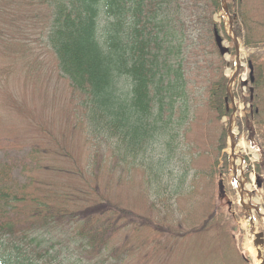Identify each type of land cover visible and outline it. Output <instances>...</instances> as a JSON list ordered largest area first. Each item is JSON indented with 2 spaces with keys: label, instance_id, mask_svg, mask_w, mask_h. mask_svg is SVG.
Wrapping results in <instances>:
<instances>
[{
  "label": "trees",
  "instance_id": "1",
  "mask_svg": "<svg viewBox=\"0 0 264 264\" xmlns=\"http://www.w3.org/2000/svg\"><path fill=\"white\" fill-rule=\"evenodd\" d=\"M234 1H238L237 11L233 12L235 22L240 20L247 32L242 36L238 25L237 35L245 46L264 45V35L250 33V12L242 8V0ZM46 2L47 44L59 72L78 94L80 114L88 125L86 135L106 143L111 156L120 161L133 167L144 164L149 171L144 177L146 196L151 200L148 213L143 214L114 203L107 189L100 193L92 188L90 199L79 203L68 192L38 186L34 176L18 183L12 166L17 164L0 162V264H124L131 252L144 246L131 245L129 235L115 243L122 230L136 233L145 229L151 240L166 235L167 247L191 231L226 229L227 218L221 215L215 195L206 203L201 199V188L193 185L185 202L189 210L179 208L178 216L170 212L185 194L176 185L171 191L162 176L172 168L164 166L155 172L154 162L144 163L142 156L147 145L155 142V134L160 133L168 151L163 154L168 161L171 159L169 149L174 140L171 143L169 139L178 136L191 117L182 66L188 27H195L192 17L209 11L205 20L208 29L213 30L211 15L220 11V0ZM185 12H189L188 23ZM250 61L253 92L248 118L261 127L264 137V55H250ZM212 72L216 76L209 81L208 106L219 118L228 115L224 103L227 79L218 69ZM225 138L223 130L217 154L226 147ZM227 163V154L223 153L221 166L217 168L215 159L209 174L226 172ZM26 169L23 167L21 173L30 174ZM89 171L90 163L86 174ZM76 174L82 181L79 191L84 193L90 184L79 168ZM180 174L182 179L184 174ZM197 198L198 207H206L201 214L190 206ZM190 226L193 229H186Z\"/></svg>",
  "mask_w": 264,
  "mask_h": 264
},
{
  "label": "rangeland",
  "instance_id": "2",
  "mask_svg": "<svg viewBox=\"0 0 264 264\" xmlns=\"http://www.w3.org/2000/svg\"><path fill=\"white\" fill-rule=\"evenodd\" d=\"M226 1L229 12H236L238 1ZM242 8L250 12V33L264 35V0H242ZM209 13L200 11L192 17L196 20L195 27L189 25L185 37L187 47L182 66L191 117L185 121L178 136L170 137L169 141L174 142L169 149V161L163 154L168 151L160 133L155 134V142L147 145L142 156L144 163L154 162L155 169H150L155 172L164 166L172 168L162 176L171 191L176 185L185 198L176 201L170 212L178 216L181 213L179 208L189 210L185 205L187 193L196 186L201 188V199L206 203L215 195L221 215L227 218L224 219L226 229L219 232L209 228L191 231L167 247L166 235L151 240L145 229L136 233L122 230L120 237L114 239L115 243L129 235L131 245L144 246V249L140 247L131 252L124 264H263L264 242H255L258 240L256 233L264 232V220L252 209L243 207L241 203L246 202V194L241 196L237 181L250 191L252 204L264 213V137L261 127L248 118L251 112L248 85L242 82L248 79L250 55H264V45L245 46L239 37L242 66L237 78L230 83L237 106L232 125L236 160L232 164L228 136L225 149L219 154L215 150L220 134L223 130L226 132L229 116L217 118L210 109L208 85L210 78L216 76L213 69H218L229 80L236 69V54L229 35L228 16L223 10L213 13V30H210L205 20ZM184 16L188 23L189 12ZM48 17L46 0H0V162L17 164L12 166L18 183L34 176L37 184L40 183L38 186L68 192L79 203L90 199L92 188L100 193L107 189L111 200L120 207L147 214L151 198L146 196L144 177L149 171L145 170L144 164L133 167L117 156H111L106 143L86 135L88 125L80 114L78 94L59 72L56 57L47 44ZM238 25L243 36L247 33L243 23L234 21V29ZM217 36L221 54L215 43ZM223 153L228 156L227 171L221 172L223 175L218 171L215 175L209 174L215 159L219 169ZM88 163L90 171L86 174ZM23 167L30 174H22ZM76 168L83 172L90 184V189L84 193L79 191L82 181ZM181 172L184 174L182 179ZM204 176L210 180L202 178ZM220 180L222 193L218 196ZM199 200L197 198L190 204L192 210L199 211L197 214L206 208L204 205L198 207ZM162 212L168 217L171 215L168 211ZM248 244L255 252L248 249Z\"/></svg>",
  "mask_w": 264,
  "mask_h": 264
},
{
  "label": "water",
  "instance_id": "3",
  "mask_svg": "<svg viewBox=\"0 0 264 264\" xmlns=\"http://www.w3.org/2000/svg\"><path fill=\"white\" fill-rule=\"evenodd\" d=\"M221 4H222V8L225 11V13L228 14V6H227L226 1L225 0H221ZM229 21H230L229 22V26L231 28L232 27V20H231V18H230ZM232 38H233L234 46H235V50H236V72H235L234 76L232 77V78H234L235 75L237 74L238 70H239V67H240V63H239V60H238L239 43H238V39H237L236 34H235L234 31H232ZM217 40L219 41L220 39L217 38ZM226 92H227L226 100H227V98H229L231 100V102H233V97L231 95V92H230L229 87H227V91ZM234 110H235V106H233V108H232V111H234ZM230 122H231V117H230ZM228 136H229V139H230V149H231V152H232L234 150V145L235 144H234V137H233V134L231 132L230 126L228 127ZM253 208L259 213L257 207L253 206ZM257 235L260 237V236H262V233H259Z\"/></svg>",
  "mask_w": 264,
  "mask_h": 264
},
{
  "label": "bare ground",
  "instance_id": "4",
  "mask_svg": "<svg viewBox=\"0 0 264 264\" xmlns=\"http://www.w3.org/2000/svg\"><path fill=\"white\" fill-rule=\"evenodd\" d=\"M233 125V123H232ZM248 246V249L253 253V251L255 252V250L250 246V244L247 245Z\"/></svg>",
  "mask_w": 264,
  "mask_h": 264
}]
</instances>
